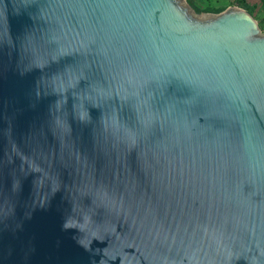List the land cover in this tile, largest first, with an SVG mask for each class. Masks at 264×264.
Segmentation results:
<instances>
[{
    "label": "water",
    "instance_id": "1",
    "mask_svg": "<svg viewBox=\"0 0 264 264\" xmlns=\"http://www.w3.org/2000/svg\"><path fill=\"white\" fill-rule=\"evenodd\" d=\"M183 0H0V264H264V34Z\"/></svg>",
    "mask_w": 264,
    "mask_h": 264
},
{
    "label": "rangeland",
    "instance_id": "2",
    "mask_svg": "<svg viewBox=\"0 0 264 264\" xmlns=\"http://www.w3.org/2000/svg\"><path fill=\"white\" fill-rule=\"evenodd\" d=\"M194 16L218 14L226 9H239L249 14L258 31L264 34V0H183Z\"/></svg>",
    "mask_w": 264,
    "mask_h": 264
}]
</instances>
